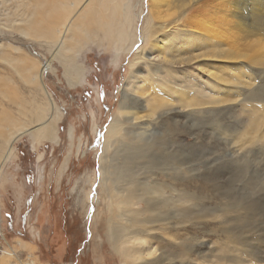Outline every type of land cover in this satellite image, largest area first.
I'll use <instances>...</instances> for the list:
<instances>
[{"label": "rangeland", "instance_id": "obj_1", "mask_svg": "<svg viewBox=\"0 0 264 264\" xmlns=\"http://www.w3.org/2000/svg\"><path fill=\"white\" fill-rule=\"evenodd\" d=\"M42 2L0 0V264H264V136L244 133L250 114L264 110V64L242 62L253 85L236 87L237 102L175 111L137 129L152 139L161 130L175 143L176 161L170 168L154 148L156 156L139 158L135 180L118 190L113 170L104 181L101 165L130 137L122 91L133 93L149 73L161 81L177 75L200 98L232 87H218L197 63L175 72L134 58L141 49L154 57L144 35L159 22L150 20L146 0L90 6L59 51V35L30 27L45 26ZM208 10L193 6L189 17L198 21ZM240 42L262 58L256 44ZM46 61L51 69L41 80ZM51 112L58 141H34L37 130L22 134L4 160L12 133ZM114 118L122 128L106 147Z\"/></svg>", "mask_w": 264, "mask_h": 264}, {"label": "bare ground", "instance_id": "obj_2", "mask_svg": "<svg viewBox=\"0 0 264 264\" xmlns=\"http://www.w3.org/2000/svg\"><path fill=\"white\" fill-rule=\"evenodd\" d=\"M116 1L43 0L41 5L45 9L49 8L46 16H44L46 17L45 26L41 28L40 20H35L31 22L30 27L35 28L39 33L42 32L51 37L59 35V41L55 48L59 51L65 45L67 39L65 34L68 33L72 25H75L74 22L78 17H82L84 13L91 9L90 6H98L99 8V6L111 5L112 2L113 6H126V3L118 5ZM146 1L149 6L150 20L152 23L159 22L154 24L147 34H143L144 39L152 43L151 51H153L154 57L151 58L149 53L147 54L141 49L134 58L142 61L147 68L153 64H162L168 68L175 69V72L179 68L189 72L185 67L197 63V67L200 66L201 69H205L207 72L206 76L213 80L217 86L232 87V89L223 90V94L217 95V98L214 96L212 98H200L193 93V86L195 87V85L183 79L178 82L177 75H172V79H163L161 81L155 77L157 76L156 73H149L147 77L142 78V86H137L133 93L129 89L122 91L120 106L125 112L127 132L130 137L125 142L124 147L117 146L114 149L112 156L103 155V158L106 157L108 165H101L104 181L107 178L109 180V171L113 170L111 173L113 177L110 180L117 185L116 188L118 190L124 183L135 180L136 170L140 171L138 167L141 166L140 163H137L139 158L151 159L156 156L154 148H159L165 153V164L170 166V168L174 167V162L176 161L177 150H175V143L165 136H160L162 134L161 130L155 133L156 139H152L147 131L138 132L137 129L143 126V129H148L150 124L152 125V119L161 118L175 111L183 112L186 115L194 107L208 104L221 105L225 104L227 100H236V96L239 93L241 94V92L238 93V88H236L238 85H244L247 88L253 85L254 75L250 73V70L242 62L244 60L250 61L253 65L259 67L264 64V0ZM193 6H210V10L206 12L209 15L204 14V17L202 16L198 21L193 19V22V17H189L188 12ZM92 8L95 9L94 7ZM169 16L172 19H168L167 17ZM199 16L201 17V15ZM187 19H190L191 23ZM177 23H183L187 27L197 30H185V27L177 28ZM97 24L99 25V22ZM159 27H161L160 30ZM160 32L163 33L159 34ZM179 32L183 33L184 36H181ZM121 37H124V35H121ZM243 39H249V41L256 44L257 49L254 50V54L261 51L262 58H257L255 57L256 55L253 56L246 49H242L240 41ZM65 49H68V47L65 46ZM202 61L207 63L198 64ZM134 62L135 59L130 65L133 66ZM192 67L197 69L195 66ZM50 69L51 61L42 63L39 74L41 80L44 73ZM42 87L50 98L51 109H53V99L43 82ZM134 93L138 95L132 97L131 95L133 94L134 96ZM139 99L144 100L141 101ZM56 121L57 117L51 112L48 117L39 118L34 125L12 133L4 160L11 154L12 144L10 142L15 141L22 134L37 130L32 134L34 141L41 139V137L48 138L52 142L58 141ZM248 122L244 129L246 136H264V110L254 111L250 114ZM122 124L115 118L111 121L105 135L106 147L111 143V139L118 135ZM158 136L160 137L158 138ZM119 155L122 156V162H117L120 160ZM154 191V188H145V193H153Z\"/></svg>", "mask_w": 264, "mask_h": 264}]
</instances>
